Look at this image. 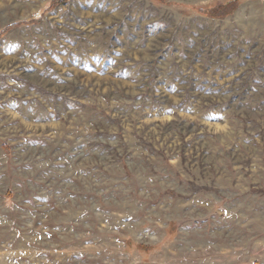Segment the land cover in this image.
Listing matches in <instances>:
<instances>
[{"label":"rangeland","instance_id":"374dc122","mask_svg":"<svg viewBox=\"0 0 264 264\" xmlns=\"http://www.w3.org/2000/svg\"><path fill=\"white\" fill-rule=\"evenodd\" d=\"M52 2L0 0V264H264V0Z\"/></svg>","mask_w":264,"mask_h":264},{"label":"trees","instance_id":"16d2710c","mask_svg":"<svg viewBox=\"0 0 264 264\" xmlns=\"http://www.w3.org/2000/svg\"><path fill=\"white\" fill-rule=\"evenodd\" d=\"M69 0H53L52 2V6H58L60 4L66 3ZM236 4L235 3H231V4H227L224 6H218L216 9H214L213 11L209 12L211 17H221L224 15H227L229 13H231L234 9H235ZM14 25H10L7 27V29L12 28Z\"/></svg>","mask_w":264,"mask_h":264}]
</instances>
